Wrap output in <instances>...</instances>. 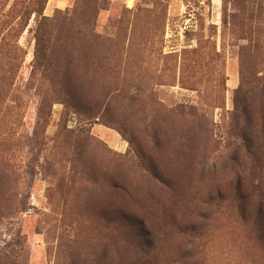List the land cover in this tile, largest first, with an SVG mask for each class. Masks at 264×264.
Listing matches in <instances>:
<instances>
[{
  "label": "rangeland",
  "instance_id": "374dc122",
  "mask_svg": "<svg viewBox=\"0 0 264 264\" xmlns=\"http://www.w3.org/2000/svg\"><path fill=\"white\" fill-rule=\"evenodd\" d=\"M0 0V264H264V0Z\"/></svg>",
  "mask_w": 264,
  "mask_h": 264
},
{
  "label": "trees",
  "instance_id": "16d2710c",
  "mask_svg": "<svg viewBox=\"0 0 264 264\" xmlns=\"http://www.w3.org/2000/svg\"><path fill=\"white\" fill-rule=\"evenodd\" d=\"M47 0H37L36 3L38 4L39 2H46Z\"/></svg>",
  "mask_w": 264,
  "mask_h": 264
}]
</instances>
